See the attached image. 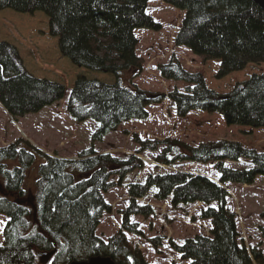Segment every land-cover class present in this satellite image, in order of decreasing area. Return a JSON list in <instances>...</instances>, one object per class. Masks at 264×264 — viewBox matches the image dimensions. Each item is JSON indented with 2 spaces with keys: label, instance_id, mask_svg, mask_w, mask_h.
<instances>
[{
  "label": "trees",
  "instance_id": "1",
  "mask_svg": "<svg viewBox=\"0 0 264 264\" xmlns=\"http://www.w3.org/2000/svg\"><path fill=\"white\" fill-rule=\"evenodd\" d=\"M184 18L174 44L207 61L221 60L236 66L238 61L264 62V10L252 0H162ZM149 0H0V12L44 14L49 34L58 41L61 55L74 66L111 75L113 84L80 78L74 84L66 111L77 123L93 120L98 128L92 142L115 132L131 120H145L146 108L166 96L152 95L133 84L143 68L136 54L137 30L154 32L161 26L146 13ZM260 61V62H259ZM167 81L194 85L186 94L173 90L167 97L179 117L192 111L220 115L227 126L264 130V73L253 75L227 95L208 89L200 75L185 72L176 59L158 68ZM65 97L63 86L38 79L23 67L17 49L0 41V104L14 119L38 113ZM137 154L156 150L154 144L134 135ZM249 160L250 170H232L224 161ZM156 161L217 163L218 183L189 173L147 174L143 184L129 185V204L121 212V230L104 242L96 230L104 213H110L102 194L126 176L143 169L135 156L120 160L100 155L93 148L83 151L77 161L49 158L23 141L0 148V214L8 218L0 264H71L94 257L110 258L115 264H149L142 252L129 244L124 232L144 238L132 216L145 219L155 214L137 200L154 189L153 200L167 201L172 208L203 203L199 215L210 220V238L202 235L182 245L170 241V248L189 264L261 263L259 250L248 249L240 238L236 215L228 206L229 195L220 186L227 183L253 185L264 177V153L244 150L238 144L218 143L197 149L177 141L168 142ZM220 184V185H219ZM3 193V194H2ZM214 204V205H213ZM264 238V227L259 228ZM165 237L148 239L156 252ZM44 255H47L45 257ZM47 260V261H46ZM50 262H49V261Z\"/></svg>",
  "mask_w": 264,
  "mask_h": 264
},
{
  "label": "rangeland",
  "instance_id": "2",
  "mask_svg": "<svg viewBox=\"0 0 264 264\" xmlns=\"http://www.w3.org/2000/svg\"><path fill=\"white\" fill-rule=\"evenodd\" d=\"M147 13L160 24L161 30L135 32L138 39L136 53L143 62L141 74L132 81V85L138 89L151 95L165 96L173 90L186 94L188 89H194V85L162 79L158 67L167 65L172 59H176L185 72L202 76L206 87L219 95H227L253 75L264 73V62L244 60L238 61L236 66L226 65L223 59L207 61L193 55L186 48L175 46L174 39L184 13L167 6L162 0H149ZM0 41L17 49L23 67L31 75L59 84L65 89L63 101L17 121L0 105V148H7L20 140L41 154L59 160H77L81 152L93 148L98 154H108L122 161L136 156L142 162L143 169L129 174L121 184L117 176L110 179L114 186L103 197L111 206V212L104 214L96 230V235L105 242L119 231L120 211L125 210L128 205L127 186L130 183L142 182L147 174L173 171L200 173L217 180L218 174L212 163H157L156 158L164 155L168 142L177 141L194 149L208 144L233 143L244 150L264 153L262 129L227 126L220 115L200 110L192 111L182 118L168 98L161 103L150 104L146 108L148 117L145 120L124 123L116 132L103 138L102 142L93 143L91 137L98 124L92 120L77 124L72 120L66 111L67 99L80 78L99 80L110 85L114 83V78L79 68L64 58L59 51L57 39L49 34L48 19L42 13L31 16L12 10L1 11ZM134 135L152 144L158 142L157 149L137 154L139 146L132 140ZM224 165L238 171L251 168L247 160L228 161ZM257 178L254 186L229 184L225 187L230 193L228 206L236 214L242 242L247 248L259 250L263 256L261 263L253 261V264H264V238L259 232V228L264 227V178ZM153 191L154 189L139 204L152 205L155 215L149 220L134 216L131 219L132 222L139 223L144 238L127 234L128 242L141 249L150 264H188L181 261L179 255L170 248V241L181 244L197 235L209 236V222L198 218L204 205H180L172 208L169 203L153 201ZM7 221L5 216L0 215V248L4 245L3 233ZM156 237H165L160 254L147 241ZM38 259L40 258L36 262L40 264Z\"/></svg>",
  "mask_w": 264,
  "mask_h": 264
},
{
  "label": "water",
  "instance_id": "3",
  "mask_svg": "<svg viewBox=\"0 0 264 264\" xmlns=\"http://www.w3.org/2000/svg\"><path fill=\"white\" fill-rule=\"evenodd\" d=\"M257 6L264 10V0H252ZM72 264H115L109 258H92L88 262H73Z\"/></svg>",
  "mask_w": 264,
  "mask_h": 264
}]
</instances>
